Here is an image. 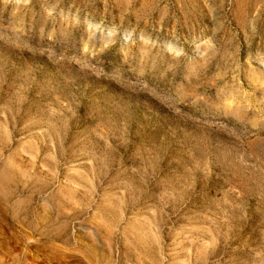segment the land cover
Segmentation results:
<instances>
[{"label":"rangeland","instance_id":"374dc122","mask_svg":"<svg viewBox=\"0 0 264 264\" xmlns=\"http://www.w3.org/2000/svg\"><path fill=\"white\" fill-rule=\"evenodd\" d=\"M0 264H264V0H0Z\"/></svg>","mask_w":264,"mask_h":264}]
</instances>
